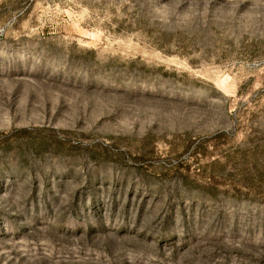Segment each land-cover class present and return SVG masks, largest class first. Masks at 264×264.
<instances>
[{
  "label": "rangeland",
  "instance_id": "374dc122",
  "mask_svg": "<svg viewBox=\"0 0 264 264\" xmlns=\"http://www.w3.org/2000/svg\"><path fill=\"white\" fill-rule=\"evenodd\" d=\"M0 264H264V0H0Z\"/></svg>",
  "mask_w": 264,
  "mask_h": 264
}]
</instances>
